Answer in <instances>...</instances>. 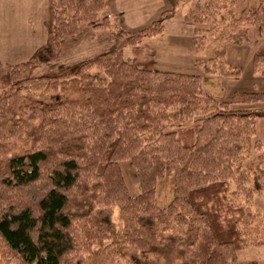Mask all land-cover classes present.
I'll use <instances>...</instances> for the list:
<instances>
[{
  "label": "trees",
  "instance_id": "obj_1",
  "mask_svg": "<svg viewBox=\"0 0 264 264\" xmlns=\"http://www.w3.org/2000/svg\"><path fill=\"white\" fill-rule=\"evenodd\" d=\"M50 1L46 43L0 73V153L23 139L30 145L21 156L0 158V264H117L171 234L185 237L190 227L195 240L181 246L189 264H256L240 263L237 253L264 243V218L252 210L255 195L264 193V152L251 160L264 109L230 104L264 103V90L219 102L204 92L200 76L158 71L153 59L140 60L147 41L163 36L165 22L189 0H169V10L133 32L116 17L99 18L110 0ZM185 20L242 45L252 41V30L264 36V0H208ZM87 26L109 31L110 48L56 68L62 45ZM208 42L196 29L191 53ZM127 47L137 56L131 62ZM209 63L205 73L218 74ZM41 68L49 71L37 74ZM252 68L264 77V45ZM220 74L240 76L238 69ZM22 91H78L85 100L60 103L34 126L17 119ZM254 147L263 150L261 143ZM124 161L136 171L137 196L129 193ZM165 177L172 200L162 207L158 183Z\"/></svg>",
  "mask_w": 264,
  "mask_h": 264
},
{
  "label": "rangeland",
  "instance_id": "obj_2",
  "mask_svg": "<svg viewBox=\"0 0 264 264\" xmlns=\"http://www.w3.org/2000/svg\"><path fill=\"white\" fill-rule=\"evenodd\" d=\"M207 2L208 0H189L181 4L176 9L175 16L165 22V34L147 41V49L140 56V60L153 59L155 69L158 71L200 76L203 79L204 92L219 102H230L231 97L236 92H262L264 90V77L255 75L252 59L254 54L264 45V36L257 37L255 31L252 30L251 42L235 45L227 40L215 39L216 35L209 32L210 26L208 24L194 25L186 22L185 18L190 16L193 11L203 12ZM50 3V0H0L1 74L7 71L9 65L28 61L35 51L46 43ZM117 8L119 5L115 4L112 10L100 14L99 18L102 19L114 13ZM128 19L131 20L132 17L128 18L127 15L126 25H129L127 24ZM130 23L132 22L130 21ZM121 24L119 22V25L125 30L133 31L132 29L135 27L129 25L133 28H125ZM198 28L204 30L209 42L205 50L194 54L191 53V48L194 32ZM111 41L112 37L109 31H95L92 27L87 26L83 28L79 37L68 39L62 45L56 68L92 58L110 48ZM220 50L224 51L225 54L219 56L217 51ZM136 57L131 47L125 49L127 61L131 62ZM208 63L211 68H214L213 66L216 64L218 74L208 75L205 73L204 67ZM231 69H238L240 76L229 78L220 74ZM47 71L49 68H41L36 73L41 74ZM84 100L85 97L78 91H71L63 95H32L22 91L17 101L16 116L20 121H31L34 126H38L41 124L44 114L60 103L66 101L84 102ZM236 106L230 104V108L237 111L264 109V103ZM256 129L257 134L252 141L251 160L258 159L264 152V119L257 120ZM257 143L263 145L262 151L255 149L254 146ZM29 148V143H26L24 139L20 140L16 150L0 153V158L9 160L21 156ZM121 169L129 193L132 196H137L140 193V185L134 167L130 162L124 161L121 163ZM168 182L169 178L165 177L158 183V203L162 207L167 206L172 200ZM252 210L264 218V193L255 195ZM193 230L194 227H190L185 237L171 234L165 243H158L144 253L135 250L129 251L125 258L117 264H189L188 254L181 246L195 240ZM261 235L264 241V230L261 231ZM237 256L240 263L264 264V243L261 247L241 250Z\"/></svg>",
  "mask_w": 264,
  "mask_h": 264
},
{
  "label": "crops",
  "instance_id": "obj_3",
  "mask_svg": "<svg viewBox=\"0 0 264 264\" xmlns=\"http://www.w3.org/2000/svg\"><path fill=\"white\" fill-rule=\"evenodd\" d=\"M115 4L119 5V8L114 10V13L110 14V16L116 17L119 22L122 23L121 25L125 28H133L130 26H135L132 29L133 31H137L149 26L154 21H156L164 11H167L171 8L169 0H110V7L108 8V10H112ZM175 14L173 15V17L175 16ZM127 15L128 18L132 17L131 20H127V24H129L130 26L126 25L125 20ZM130 21L132 23H130ZM135 28L137 30H134ZM127 31L133 32L131 30ZM238 106L239 105H237L236 107Z\"/></svg>",
  "mask_w": 264,
  "mask_h": 264
}]
</instances>
